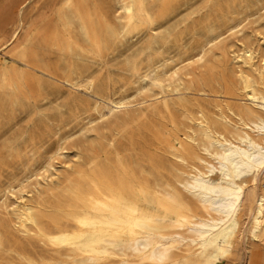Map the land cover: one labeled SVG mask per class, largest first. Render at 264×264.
<instances>
[{
	"label": "bare ground",
	"instance_id": "1",
	"mask_svg": "<svg viewBox=\"0 0 264 264\" xmlns=\"http://www.w3.org/2000/svg\"><path fill=\"white\" fill-rule=\"evenodd\" d=\"M144 1H118L123 22L117 31L90 11L87 0H65L63 22L99 51L105 39L128 33L137 19L148 18ZM253 6L252 23L257 27L252 34L262 48L245 44L242 20L232 21L193 55L163 62L151 75L140 77L131 93H96L92 78L68 82L94 96L95 117L77 134L58 140L39 167L0 188V209L13 217L14 230L47 243L63 256L62 261L47 258L43 264H215L230 255L235 241L245 235L264 247V24L260 26L264 3L256 0ZM22 25L0 41L2 54L26 56L24 48L19 49ZM225 33L239 36L237 49L229 51L236 67L237 96L215 102L211 114L201 107L195 115L183 111V137L177 138L178 146H168L184 168L174 182L151 183L141 165L135 169L132 162L119 157L105 170L94 158L85 163L86 168L74 169L72 164L82 160L76 152L69 155L66 141L75 136L90 141L97 123L120 112L156 105L167 109L171 99L165 94L185 88L192 77L190 67H200L205 53L221 43ZM73 44L67 40L66 46ZM14 83L9 73L0 70V87ZM109 145L114 146V141ZM74 174L76 179L71 178ZM54 190L69 198L64 209L69 227L55 223L50 229L41 223L43 195ZM246 214L249 219L244 226ZM256 259L264 262V256L254 251L248 264Z\"/></svg>",
	"mask_w": 264,
	"mask_h": 264
},
{
	"label": "rangeland",
	"instance_id": "2",
	"mask_svg": "<svg viewBox=\"0 0 264 264\" xmlns=\"http://www.w3.org/2000/svg\"><path fill=\"white\" fill-rule=\"evenodd\" d=\"M23 1L0 0V41L22 23L19 49L24 48L26 55L0 51V70L15 80L12 87H0V188L39 167L58 140L76 133L95 117L94 96L81 87L72 88L68 82L92 78L96 93H131L140 77L151 75L163 62L170 64L193 55L211 36L225 32L232 21L242 20L245 44L263 46L252 34L257 27L252 23L256 0H145L148 18L137 19L128 33L105 39L99 51L64 25L65 0H26L19 6ZM118 1L87 0V4L117 31L123 22ZM262 18L260 26L264 14ZM261 33L264 35V29ZM223 36L221 43L205 53L200 67H190L192 77L185 88L165 94L171 99L167 109L156 105L138 112H120L97 123L90 141L81 136L66 141L69 155L76 152L82 160L72 164L74 169L86 168L85 163L94 158L105 170L119 157L132 162L135 169L141 165L151 183L174 182L184 168L176 163L168 146H178L177 138L183 137V111L195 115L201 107L211 114L215 102L237 96L236 67L229 51L237 49L239 36ZM67 40L74 42L70 48ZM111 140L114 146L109 145ZM43 199V226H71L64 212L68 197L54 190L53 194L45 192ZM248 219V214L243 216L244 226ZM12 221L13 217L0 209V264L63 260L47 243L17 233ZM241 238L233 244L231 254L215 264H248L254 251L264 256L263 245L247 235ZM253 264L264 262L256 259Z\"/></svg>",
	"mask_w": 264,
	"mask_h": 264
}]
</instances>
